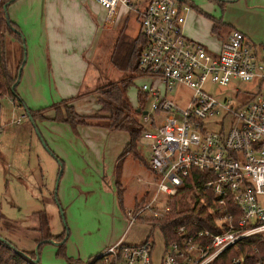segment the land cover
Segmentation results:
<instances>
[{
  "label": "built area",
  "instance_id": "obj_1",
  "mask_svg": "<svg viewBox=\"0 0 264 264\" xmlns=\"http://www.w3.org/2000/svg\"><path fill=\"white\" fill-rule=\"evenodd\" d=\"M96 1L108 25L118 4L134 6L132 0ZM190 7L185 0H148L138 11L144 42L137 65L149 80L140 91L150 98L139 137L158 180L148 198L124 213L129 222L163 221L174 210V197L190 201L197 195L202 202L211 198L208 209L218 230L178 226L181 239L165 245L158 263L150 237L138 243L120 239L105 249L117 256L116 264H208L242 239H264V43L232 29L212 50L185 34ZM235 80L249 86L233 85ZM179 84L191 89L185 103L169 92ZM214 84L220 88L212 93ZM201 235L208 241H195ZM232 263L245 264L244 256Z\"/></svg>",
  "mask_w": 264,
  "mask_h": 264
},
{
  "label": "crops",
  "instance_id": "obj_2",
  "mask_svg": "<svg viewBox=\"0 0 264 264\" xmlns=\"http://www.w3.org/2000/svg\"><path fill=\"white\" fill-rule=\"evenodd\" d=\"M143 1L145 0H132L134 6ZM185 1L191 7L186 14L184 32L206 47L218 50L222 40L232 29L241 30L255 44L264 43V0H244V3L242 0H209L205 5H196L193 0ZM234 5L238 8L232 12L231 6ZM216 6L222 7V11ZM133 7L118 4L113 23L108 25L105 24L106 10L96 0L11 1L7 5V14L16 30L21 32L22 39L13 34L8 35L12 39L11 45L5 41L6 64L11 73L18 75L15 87L25 105L30 109H38L76 95L80 91H86L75 97L71 103L80 114H98L97 93L93 91L97 76L94 74L89 78L91 66L104 54L110 59L119 33L124 32L129 38H135L140 34L138 11L135 18L129 15ZM190 15H193V20L187 23ZM213 18L220 21L217 30H213ZM198 21L206 25L205 35L192 25V22ZM129 24H133L135 28L131 30ZM89 80L95 81L94 84L91 85ZM89 101L94 107L91 112ZM22 108L29 117L25 107ZM44 115L45 118H35L34 126L50 151L48 156L51 161L57 167L60 163L62 165L57 177V200L64 207L65 218L68 217L67 223L70 225L68 230L71 229L75 234L91 235L87 239H77L71 238L67 231L65 253L84 262L120 239L126 243H138L149 237L154 247L155 239L151 232L153 234L154 229L159 227L145 221L129 222L123 211L128 205L122 202L116 206L117 182L121 183L122 187L123 165L127 156L131 154L120 156L128 139L103 137L114 138L121 130L86 124L72 127L68 122L55 119L53 108L46 109ZM9 137L8 131H2L0 124V144L3 139ZM3 154L0 151L1 160L4 159ZM29 163L25 164V169L28 167L30 171ZM117 168H120V171L116 170ZM22 175L24 176L22 183L26 187L40 189L45 186L43 168L40 171L38 169L37 176L33 171L30 175L28 173L26 176L23 173ZM104 192L109 194L108 210L102 207L105 200ZM143 198L144 196H141L133 205ZM24 200L26 203L32 201L31 204L35 205L32 210L35 220L31 222V226H26L35 230L40 223L37 211L46 212L45 202L36 194H30V197H25ZM89 210L95 213H90L94 218H89ZM102 215L105 224L92 231L90 224H102ZM37 237L31 234V244H28L30 251L35 250L30 247L37 244ZM80 238L83 236L80 235ZM4 239L9 241L7 238ZM52 239L40 245L41 264L51 262L50 251H56L60 240ZM160 240L155 251L157 260L153 259L155 263L159 262L165 249L163 237ZM153 254L152 248V256Z\"/></svg>",
  "mask_w": 264,
  "mask_h": 264
},
{
  "label": "rangeland",
  "instance_id": "obj_3",
  "mask_svg": "<svg viewBox=\"0 0 264 264\" xmlns=\"http://www.w3.org/2000/svg\"><path fill=\"white\" fill-rule=\"evenodd\" d=\"M193 1L196 5H205L209 0ZM147 2L148 0H145L141 3H138L137 6L135 5L133 8H131V12L129 15L132 18H135L137 11L142 9ZM242 2L244 3V0H242ZM236 5L231 6L232 12H234L235 9L238 8V6L235 7ZM216 7L218 8V10L222 11V7ZM193 15H190L187 23L193 20ZM192 25L203 35H205V33L207 32L206 25H202L200 21H198V23L192 22ZM129 28L133 30L135 27L133 26V24H129ZM6 39L8 45H11L10 41L12 38L10 36H7ZM91 68L92 72L89 73V78L94 74H96L97 76V79H95L97 80L96 82L89 80L91 85H93L95 82L94 86L97 84L100 85L109 80L118 79L125 73V71L119 70L114 67L111 64L109 57L105 54L104 56H101L98 62L93 63ZM95 71H97V73ZM144 82L149 83L148 78L138 74L134 77L132 83L127 87V96L130 104L133 107H137L139 106V104H141L140 98L143 93L140 91V86ZM233 85L247 87L249 86V83L243 80H235L233 82ZM210 88L212 90L211 92L213 93L214 90L220 87L217 84H214ZM190 91L191 89L188 86L179 84L169 92L171 95L177 96L180 103H185L187 95L190 93ZM149 107L150 98H147L143 102V108L149 109ZM93 108L94 107H92V103L89 101V112H91ZM20 115H22L20 121L16 122L15 119ZM138 117H140L141 119V115H139ZM0 124L1 130L8 131V133L10 134L9 139H3L2 144H0V151L4 153V159H0V237L7 238L19 250L30 251L28 244H31V234L41 236V232L38 228L34 230L26 227L28 225L31 226V222L35 220V216L32 215V210L35 205L31 204L32 201L26 203L24 199L25 197H30V194H36L40 199L43 198L45 202V214L49 227L45 228V234H47L49 230L51 232H54L53 234H60L63 232L65 227H67L66 229L67 231H69L71 238H89L91 235L75 234V232H71V229L68 230V228H70L69 223H67L68 217L65 218L64 207L63 205H60L57 200V177L60 169L62 168V165L61 163L59 165V162H57V164L59 165L57 167V165L54 164L53 161H51V158H49L48 156V153H50V151L44 145V142L40 137L37 128L25 114L22 106H20L18 102L13 101L7 95L0 96ZM139 136L137 138L136 150L137 152H139L142 159L135 158L131 154L127 156L126 162L123 165V179L121 181L123 187L122 202L123 204L128 205L127 208L133 207L134 202L141 196H144V198H148L158 180V176H156L155 173L147 165L149 158L148 145L140 141ZM103 139H128V133L121 130V132H119L116 137L108 138V136H105L103 137ZM28 162H30L29 164H31L30 171L28 170V167L25 169V164H27ZM42 168L45 171L46 177V183L44 187H41L39 189L37 186L38 189H35L30 186L26 187L22 183V177H24L22 173L26 176V173L30 175V172L33 171L34 175L37 176L38 169L40 171ZM116 170L120 171V168H117ZM31 181L33 180L31 179ZM107 196H109V194L104 192L105 200L104 203H102V207L105 210H108L109 208V206L107 205ZM118 204H120V202L117 197V207ZM120 206L122 207V204ZM124 210L125 208L123 209V211ZM94 211L96 212V210ZM92 212L93 210H89V218H94L93 216H90V213L95 214ZM102 218V224H90V229L92 231L96 230L98 226H100L101 228L102 225L105 224L104 215H102ZM80 235H82L83 238H80ZM151 235L153 236V239H155V245L153 247V259L156 261L157 259L155 257V251L157 249V246H159L162 236L158 228H155L153 234L151 232ZM35 245L30 248L35 249ZM75 252H77V249L75 250ZM49 256L51 262H48L46 264H69L66 259L63 260L62 257L56 256L54 250L50 251Z\"/></svg>",
  "mask_w": 264,
  "mask_h": 264
},
{
  "label": "trees",
  "instance_id": "obj_4",
  "mask_svg": "<svg viewBox=\"0 0 264 264\" xmlns=\"http://www.w3.org/2000/svg\"><path fill=\"white\" fill-rule=\"evenodd\" d=\"M11 1L13 0H0V96L7 95L13 101L24 106L32 117L33 122L36 117L45 118L44 111L48 108H53L55 110L54 118L68 122L72 127H75L77 124H86L123 130L128 133V142L122 149L120 156L130 153L135 158L142 159L136 150V143L138 136L144 128L138 116L143 112L145 96L142 94L140 98L141 104L133 107L129 102L126 92L134 77L140 74L137 60L144 42L142 34H138L135 38H129L124 32H121L117 36L110 54V62L114 67L125 71V73L118 79L109 80L94 86L93 91L97 93V102L99 104L98 114H80L71 103L75 97L84 94L86 91H80L76 95L63 98L38 109H30L25 105L16 91L15 86L18 75L11 73L6 64V37L9 34H13L18 39H22L21 32L16 30V26L13 25L9 17L8 21L5 15L4 4L8 5ZM219 23V19L213 18V30H217ZM117 197L119 202L122 203V187L119 182H117ZM171 201L174 205V210L168 219L163 221L148 219L149 223L159 227L165 245L174 240L181 239L182 234L176 232L177 227L180 225H185L186 230L189 232L199 229L218 230L213 223L212 213L208 209L211 198H206V201L202 202L197 199V195H193L190 201L184 197H174ZM37 214H39L40 219L38 229L41 232V236L37 237V250H19L11 242L1 240L0 264H34L32 259L36 256V251L39 253L40 245L45 241L53 240L52 238L60 240L56 246V255L64 257L69 264L75 262L80 264H116L117 256L110 252H105V250L90 256L84 262L68 256L64 250L67 227L60 234H52L50 230L45 234V228H49L45 211L39 210ZM195 241L207 242L208 236L201 235L200 237H195ZM240 254L244 256L245 264H255L257 258H262L264 264V239L256 235L242 239L226 248L208 264H233L232 259ZM37 264H41L39 260Z\"/></svg>",
  "mask_w": 264,
  "mask_h": 264
},
{
  "label": "water",
  "instance_id": "obj_5",
  "mask_svg": "<svg viewBox=\"0 0 264 264\" xmlns=\"http://www.w3.org/2000/svg\"><path fill=\"white\" fill-rule=\"evenodd\" d=\"M4 10H5V15H6L7 19H8V14H7V4H4ZM8 21H9V19H8ZM145 112H146V110L143 111V113H145ZM28 115H29V113H28ZM29 119L32 121L33 125H35L34 122H33V120H32V117H31L30 115H29ZM60 170H61V169H60ZM0 239H1L2 241H6V240H5L4 238H2V237H0ZM37 246H38V243H37L36 246H35V250H37ZM38 260H39V253L36 251V256L32 259V262H33L34 264H37Z\"/></svg>",
  "mask_w": 264,
  "mask_h": 264
}]
</instances>
